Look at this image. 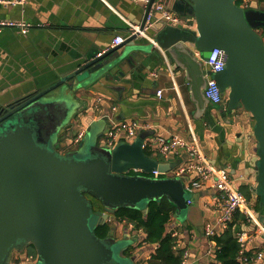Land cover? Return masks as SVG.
<instances>
[{
  "label": "water",
  "instance_id": "95a60500",
  "mask_svg": "<svg viewBox=\"0 0 264 264\" xmlns=\"http://www.w3.org/2000/svg\"><path fill=\"white\" fill-rule=\"evenodd\" d=\"M156 1L193 26L159 20L160 14L153 10ZM259 30L264 32V7L251 5L245 10L234 0H149L141 21L128 26L120 45L56 74L55 80L26 100L1 109L0 264H11L13 256L24 255L29 246L35 249V264H122L116 257L115 227L106 238H98L94 232L118 208H139L145 213L148 202L165 197L175 208V220L185 211L193 213L194 194L188 190L186 178L172 173L178 164L145 154L153 131L140 130L132 141L123 137L108 148L104 138L119 121L117 112L111 119L101 112L99 118L106 124L98 137L102 140L97 142L88 129L78 150L62 154L55 141L64 122L46 123L48 110L63 97H68L74 109L80 94L91 89L128 91L132 84L125 67L135 59L153 56L159 60L160 56L163 61L166 58L170 70L183 74L195 104L193 119L204 117L212 123L214 111L245 113L257 157L252 192L264 197V37ZM212 49L222 50L226 58L224 70L213 74L223 98L220 105L203 94L211 75L203 65ZM112 80L118 85L107 84ZM122 80L127 81L126 86L120 84ZM122 99L120 96L121 105ZM93 112L95 116L97 111ZM154 171L160 177H152ZM85 193L101 202L102 211H93ZM133 243L134 239L130 245ZM128 246L120 247L122 258ZM138 255L129 259L132 264Z\"/></svg>",
  "mask_w": 264,
  "mask_h": 264
},
{
  "label": "crops",
  "instance_id": "0c3cea01",
  "mask_svg": "<svg viewBox=\"0 0 264 264\" xmlns=\"http://www.w3.org/2000/svg\"><path fill=\"white\" fill-rule=\"evenodd\" d=\"M251 5L264 7V0H251ZM144 7L145 3L136 0H0V19L30 26L26 35L12 28L0 32V111L13 102L26 100L55 80L56 74L96 58L109 48L115 36L124 35L131 24H139ZM189 25L193 26L192 22ZM140 36L147 42L152 41L144 33ZM170 67L166 58L163 61L160 56L159 60L153 56L135 59L125 67V75L132 84L128 91L91 89L80 94L74 109L68 97L56 100L48 110L46 123L64 122L55 141L59 152H72L70 141L81 130L85 131L83 139L90 129L97 142L102 140L98 137L106 124L99 118L101 112L108 113L109 119L117 112L119 122L135 121L140 130L153 131L145 151L160 162L177 163L179 167L189 161V156L181 148L161 155L155 145L157 138L169 139L176 135L188 144L198 145L211 165L227 170L235 188H240L244 196L248 194L247 202L255 221L247 220L234 233L245 238L242 263L264 264V197L252 192L257 157L252 151L250 120L243 112L240 117L239 113L217 111L211 114L212 123L204 117L193 119L195 104L190 99L189 83L183 74L174 73ZM203 68L206 70L205 64ZM126 82L122 80L120 84L126 86ZM107 84L118 85L114 80ZM158 90L163 92L160 98L156 95ZM120 96L123 105L119 102ZM93 111H97L95 116ZM120 137L123 138L122 134ZM193 194V213H187L184 221L171 217L167 231L175 234L177 248L184 251L187 264H208L213 257L214 243L203 236L200 228L216 222L222 200L209 182H203ZM125 233L134 239L133 245L137 247L134 254L138 253L139 257L135 262L145 264L152 252L142 242L143 234L125 222L116 225V238H124ZM139 243L142 246L138 247Z\"/></svg>",
  "mask_w": 264,
  "mask_h": 264
},
{
  "label": "built area",
  "instance_id": "2783aa9c",
  "mask_svg": "<svg viewBox=\"0 0 264 264\" xmlns=\"http://www.w3.org/2000/svg\"><path fill=\"white\" fill-rule=\"evenodd\" d=\"M143 3H147L149 0H136ZM240 3L239 7L245 10H249L251 7V0H234ZM153 10L158 12L159 20L164 21V23L169 25H183L190 26L188 22L183 21L179 15L174 13L171 9L166 7L163 2L156 1L153 4ZM29 25L23 22H16L13 20L0 19V32L5 28L18 29L22 35H26L29 31ZM123 42L121 36H116L106 50L101 51L96 56L100 57L109 49L120 45ZM153 42V40L151 41ZM154 44V43H153ZM226 58L222 50L212 49L209 53L205 65L209 68L211 75L207 76L206 87L203 90V94L207 100L213 104H222L223 98L221 96L220 89L213 78V74L220 73L224 70ZM162 90L156 92L157 97L162 96ZM115 109V108H114ZM141 126L135 122L120 121L113 123L109 129L106 137L104 138V143L108 148H112L118 140L121 138L120 135L127 140L132 141L140 131ZM85 131H79L70 141L71 145L78 146L84 137ZM156 148L161 155L166 156L170 150H175L177 148L184 149L189 156V161L183 165H180L173 170V175L175 177H185L186 186L191 193L198 190L203 182H209L211 186L220 193L222 200L221 214L217 218L214 224H208L203 228V235L207 239H211L216 233L227 229V226L232 222L233 216L236 212L243 214L248 220L255 221L252 210L249 207L247 199L245 196L238 191L233 185V180L231 179L229 173L225 169H217L211 165L208 159L203 155L200 148L196 144H188L180 138L179 136H172L169 139L157 138ZM189 175H192V179H188ZM152 177H160V174L156 171L152 172ZM188 204L190 201L188 200ZM260 228V227H259ZM263 231V228H260ZM174 237L175 234H172ZM238 241L241 245V249L244 243V235L241 234L238 237ZM19 254L13 256L11 264H35L36 257L33 255L24 254L25 263L19 260ZM260 258V257H259ZM181 264H187L186 257L183 258Z\"/></svg>",
  "mask_w": 264,
  "mask_h": 264
},
{
  "label": "trees",
  "instance_id": "16d2710c",
  "mask_svg": "<svg viewBox=\"0 0 264 264\" xmlns=\"http://www.w3.org/2000/svg\"><path fill=\"white\" fill-rule=\"evenodd\" d=\"M235 4L240 5L238 1H235ZM145 154L150 156L147 151H145ZM238 190L240 191L241 189L239 188ZM85 196L91 202L94 212L102 211L103 206L98 199L87 193H85ZM245 198L249 199L247 193ZM174 212V206L165 197L158 201L148 202L145 213L139 208H118L110 216L109 221L97 226L94 232L98 238H106L111 232L112 226L116 227V225L125 222L132 225L136 230L141 231L143 234L142 242L152 252L145 264H181L184 251L177 248L176 237H173L167 231V225ZM247 220L243 214L237 212L234 214L233 220L227 226V229L219 231L211 238L214 243V249L213 257L208 261V264H243L241 260V245L234 232L239 230L241 225L247 224ZM140 246H142L141 243L138 244V247ZM154 246L155 249H152ZM136 248V246L129 245L122 255L131 259ZM26 255L36 257L33 246L27 248ZM247 258L250 260L249 255H247ZM133 264H137V262H133Z\"/></svg>",
  "mask_w": 264,
  "mask_h": 264
},
{
  "label": "rangeland",
  "instance_id": "374dc122",
  "mask_svg": "<svg viewBox=\"0 0 264 264\" xmlns=\"http://www.w3.org/2000/svg\"><path fill=\"white\" fill-rule=\"evenodd\" d=\"M86 138V137H85ZM78 148H79V145L78 146H75V145H72L71 146V151H76V150H78ZM194 205H193V207H191V210L193 211L194 210ZM187 213L188 212H184L183 214H182V216L179 218V220L180 221H184V219L186 218V216H187ZM115 235V234H114ZM120 235V234H119ZM125 235H126V233L125 234H123V237H125ZM115 240H116V244H117V246H116V257L120 260V262H122V264H132V261L131 260H129V259H127V258H122L121 256H120V253H119V249H120V247L121 246H123V245H125V246H127V245H130L132 242H133V239H125V238H116L115 237Z\"/></svg>",
  "mask_w": 264,
  "mask_h": 264
},
{
  "label": "flooded vegetation",
  "instance_id": "af4514ba",
  "mask_svg": "<svg viewBox=\"0 0 264 264\" xmlns=\"http://www.w3.org/2000/svg\"><path fill=\"white\" fill-rule=\"evenodd\" d=\"M259 32H261V36L264 37V32H263V30H259ZM24 258H25L24 255H20V256H19V260L23 261V263H25V261H26ZM35 262H36V259H35Z\"/></svg>",
  "mask_w": 264,
  "mask_h": 264
}]
</instances>
